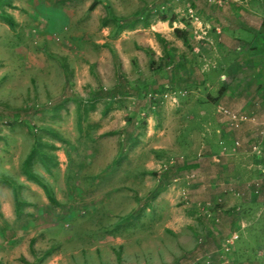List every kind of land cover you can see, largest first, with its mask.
<instances>
[{"label": "rangeland", "instance_id": "rangeland-1", "mask_svg": "<svg viewBox=\"0 0 264 264\" xmlns=\"http://www.w3.org/2000/svg\"><path fill=\"white\" fill-rule=\"evenodd\" d=\"M254 1L19 0L18 24L0 26V264H264V207L241 230L240 191L216 166L225 152L244 151L252 163L262 153L252 148L259 140L236 130L256 120L245 127L261 135L264 110L219 98V57L230 50L217 35L211 41L220 32L212 24L223 17L220 7L253 9ZM189 8L206 26L203 38ZM145 11L150 23L165 16L163 29L173 35L175 55L162 70L145 50L160 51L153 58L160 63L161 28L133 31L142 29ZM246 19L263 24L264 9ZM176 28L189 30L186 42ZM187 80L197 83L185 88ZM36 89L35 102L24 101ZM218 107L246 119L233 127ZM33 145L57 157L50 171L34 148L31 160L61 206L23 172ZM261 185L254 178L249 186L262 196ZM233 231L237 238L224 252Z\"/></svg>", "mask_w": 264, "mask_h": 264}, {"label": "crops", "instance_id": "crops-1", "mask_svg": "<svg viewBox=\"0 0 264 264\" xmlns=\"http://www.w3.org/2000/svg\"><path fill=\"white\" fill-rule=\"evenodd\" d=\"M258 1L260 0L254 1V3L256 4V8L253 7V9L246 8L245 6H242L240 4H229L227 6L220 7V9L224 12L223 17L219 19V21L212 20L213 25L218 24L220 26V32H215L216 34L213 33L211 35V41H213V37L217 38L218 36L221 45L230 50L229 53H222L219 57V63H221L218 79V92L220 94L219 98H224L228 104H234L235 102H238L240 103V107L242 110L251 113H256V111H258L259 109L264 110V25L262 23L259 24L257 21L250 22L246 19L247 14L258 13L259 11L264 9L263 6L259 5ZM18 3L19 0H0V11H5L13 17V27H15L19 21V19L17 18L19 16ZM209 7L213 8L214 6ZM48 20L50 21L51 19ZM50 23L52 24L53 21H50ZM54 23H56V21H54ZM164 23L168 27L167 19H162L156 22L152 21L151 23L148 22L147 24L143 22L142 29H133V31L144 30L148 28V26L150 28L160 27L162 30V32H160V35L167 41H173V35L163 29ZM3 24L7 26V28L10 27L5 22L1 21L0 18V26H3ZM178 43L179 42H177V44ZM151 48L153 49V47ZM155 52L156 55H161L160 51L156 50ZM173 54L175 55V51H173ZM246 60H250L251 63H245ZM195 83L197 82H188L187 80L184 83L183 87L187 88V85ZM245 84L250 85L248 87ZM177 92H179V90ZM38 93V89H36L34 92H32V95L26 97L24 101L29 102L32 99V102H35ZM174 94L176 93L174 92ZM181 94H184V92H182ZM263 115L264 113L262 114V116ZM254 117L257 119L256 116ZM255 121L256 120L244 122L241 124L242 126L239 127L238 130H236L241 139H254L256 141L259 140L258 142L260 144V148L263 151L256 156L253 155L255 159L254 162L252 163L250 162V159L248 160V153L244 151H238L233 155L225 152V155H223L224 158L220 159L219 163L216 164L217 168L221 169V173L223 175L226 174L228 176L229 173L233 175L230 184L233 183L236 187H238L240 191V193L237 192V194H235L236 197L234 204L237 209L239 208L238 210L240 211V216H237L236 220H240L241 223L239 225L243 227V229L241 230H245L244 221L250 224V222L255 219L251 214L255 213L256 211L258 212L259 208L264 207V198H262V196L264 195H258L257 190H253L249 186L250 181H252L254 178H261L262 185L259 188V192L264 191V176L261 175L257 170L258 165H264L262 164L264 162L263 131L262 129H259L261 131V135L256 134L255 136L253 130L251 131L250 129H248V127H245L246 124L256 125L257 123ZM256 128H258V126L254 128V131H259ZM228 144L230 145L231 142H229ZM230 146L233 145L231 144ZM206 165L207 164L204 163V168H209V166ZM240 172L242 173V175ZM245 174H247L246 177ZM209 184H212V188H210V190L213 192V194L215 190H218V192H220V186L219 188L216 187L214 183ZM203 193L206 194L204 190ZM208 193L210 192L208 191ZM1 199L4 209H7V201H5L2 197ZM225 199L227 200V197H224V201H226ZM260 205H262L263 207ZM251 216L253 217V219L250 218ZM240 264L243 263L240 262Z\"/></svg>", "mask_w": 264, "mask_h": 264}, {"label": "trees", "instance_id": "trees-1", "mask_svg": "<svg viewBox=\"0 0 264 264\" xmlns=\"http://www.w3.org/2000/svg\"><path fill=\"white\" fill-rule=\"evenodd\" d=\"M66 1H68V0H65V2ZM94 6H95V3L94 2L91 3L90 9H92ZM147 12L148 11H145V12L141 13L142 14V20L146 24L148 23V13ZM0 16H1V18L10 27H13L14 26L13 17L9 13H6L5 11H0ZM112 18H114V16H112ZM161 18L162 19H166L165 16H161ZM103 23H105V20H104ZM263 25H264V22H263ZM119 28H122V27L120 26ZM174 33L178 37H181L184 40V42H186L188 40V34L190 32H189L188 29L181 30L179 28H176V29H174ZM156 37L163 44L164 48H166V51H165L164 55L162 57H160V59H159L160 60V63L157 64L153 60L154 56L156 55V52L154 50H152V48L146 46L147 49H145V50L147 51V53L149 54V56L152 58L151 62L153 63V65H156V68L158 70H162V69H164V67H166L170 63L171 60H173L172 59V55H173L174 48L170 47L169 42L165 38H163L162 36H160V34H156ZM65 69H66V66H65ZM178 78L181 79L180 76ZM172 90H176V89H173V87H172ZM177 91L178 90H176L175 92H177ZM108 92H110V94L115 93V88L109 89ZM173 93H174V91H173ZM90 106L92 107L91 109H93V104H91ZM84 112L87 113L88 112V108H85ZM45 130H50L58 139H64L62 137V135L59 132H57V130L55 128L46 126ZM33 148H34V151L37 153L36 156L40 157L38 160H40L42 162V164L44 165V167H46L47 170H49V171L51 170V168H49V164L52 165V166H55L58 163L57 157H56L55 154H52L50 152L48 154H46L48 152V150H46L47 152H45V151H43L41 149H39L37 151L35 149V145H33L30 148V150L27 153V155L25 156L24 160L22 161L23 172L25 173V175L27 176V178L33 180L34 182H36L42 188V190H43L44 194L46 195L48 201L52 205H54V206H61V202H59L56 199V197L54 195V192L52 190L51 184H49L48 180L45 179L41 174H39V172H37L34 168H32L33 161L31 160L32 159V156L31 155H32ZM55 148H56V146L54 144H51V143L48 144V149H55ZM47 155H49L51 157V159H52L51 162H47L45 160ZM43 157H45V158L43 159ZM6 180L9 183H12V182L15 183L13 180L9 179L8 177H6ZM162 184H163V182H162ZM12 195H13V199L15 201V209H18L19 203L20 204H22V203L20 202L21 201L20 198L17 197L16 188L15 189H12ZM24 204H26V200L25 199H24ZM238 215H239V213L237 212V214L235 215V217H237Z\"/></svg>", "mask_w": 264, "mask_h": 264}, {"label": "built area", "instance_id": "built-area-1", "mask_svg": "<svg viewBox=\"0 0 264 264\" xmlns=\"http://www.w3.org/2000/svg\"><path fill=\"white\" fill-rule=\"evenodd\" d=\"M188 13H189V17L192 19V21H194V23H197V25L195 26V30L194 33H198L199 37L203 38L202 35L206 34V26L203 25L198 16H196L195 12L192 10V8L188 9ZM218 111H221L220 113L225 114L228 118H229V124L233 127L238 126L239 123L243 122L246 118L242 115H236L232 112H229L228 110L224 109L223 107H218ZM262 125V131H263V137H264V120L261 122ZM239 144L238 141L233 142V147L232 150H234L237 145ZM253 151L260 153L261 152V148L259 144H254L252 146ZM260 172L262 175H264V166H260ZM237 238V233L236 231H233L231 233H229L226 238L224 239L223 245H222V251L224 252H228L230 250V248L232 247L234 240ZM224 264V263H223Z\"/></svg>", "mask_w": 264, "mask_h": 264}]
</instances>
